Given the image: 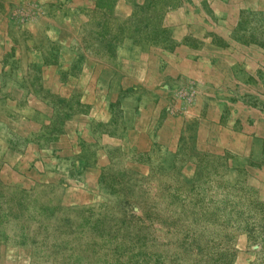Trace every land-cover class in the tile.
Segmentation results:
<instances>
[{
  "label": "rangeland",
  "instance_id": "rangeland-1",
  "mask_svg": "<svg viewBox=\"0 0 264 264\" xmlns=\"http://www.w3.org/2000/svg\"><path fill=\"white\" fill-rule=\"evenodd\" d=\"M182 1L0 0V264H264V63L243 62L264 56V0L204 15L200 36L164 23ZM177 33L207 64L233 45L226 97L252 130L212 140L192 89L178 107L143 84Z\"/></svg>",
  "mask_w": 264,
  "mask_h": 264
},
{
  "label": "crops",
  "instance_id": "crops-1",
  "mask_svg": "<svg viewBox=\"0 0 264 264\" xmlns=\"http://www.w3.org/2000/svg\"><path fill=\"white\" fill-rule=\"evenodd\" d=\"M204 1H207V4L211 9H207L204 7V4H206L203 3ZM233 1L234 0H183L180 3L179 7L173 8L169 10V12H166L164 23L170 25L173 24L177 29L180 30L183 20H190L191 24L189 28L186 29V31H190V33H192L193 35L200 36L202 32H200L199 29L203 30V20H205L204 15L210 13L213 14L218 11L219 14H227L223 12H227L226 7L228 3ZM36 8H40V6L33 7V9ZM0 15L4 16L3 13H0ZM199 20H202V22ZM199 26H201V28H199ZM4 31L5 27L0 26V42L3 43L6 42L4 40ZM177 34L179 35H177L176 38H178L180 41L175 45L173 49H152V53L150 52V54L148 55V62L146 65V68L149 71L148 81H146L143 69L140 70L141 72L137 75V79H142V81H144L145 78L143 84H145L150 91L155 92L159 89L160 92L164 90L172 92V96L175 97V100L172 99V101H176L175 105H178V107H181V105L185 106V104L183 103L186 100H178L180 98L176 94L177 90L187 89L188 91L192 89V96H194L196 103L190 107V111H193L195 109L194 113L198 117L196 132L198 134L210 132V135L213 136L210 137V139L215 140V135L218 134V129H220L222 132L220 134V139L221 142L224 143L226 142V138L228 136H231L229 135L230 132L228 131L230 120L239 118L240 122H242L243 124L244 122H246V118H243L242 110L231 108L226 97V94H229L230 91H232V88L229 85V81H227V79H233L232 64L236 62L238 56H235L234 59L231 58L232 55H234L233 53H231L233 51V49L231 48L233 47L232 45L226 51L228 53L226 59L218 57L213 63L209 61L210 63L208 62L207 64L206 60L208 59L205 58V56H202L200 54L198 55L196 49L197 44H195L196 42L188 39L184 33L182 35L181 33ZM1 52L2 49L0 47V54ZM248 53L250 54L246 56L243 62L251 65V67L249 68L250 70L254 68L253 64L264 63V56L256 55L252 51ZM144 56H146V54H143V56L141 57ZM156 69L157 71H155ZM165 83L167 84V86H165ZM220 87L228 89L229 92H224L221 96H215V92L220 90ZM209 89L212 90V97L211 94L209 96H205L206 94H209ZM204 102H207V105L203 106V114H206L208 118L206 116L204 118V115H202V104H204ZM229 107L231 108L230 112H228ZM257 117L259 116L257 115ZM244 128L245 130L251 129L247 123L244 124ZM262 134L263 132L261 133V135ZM235 139L236 140L233 139V142L231 141L235 149H244L245 152L249 150L252 140H242L240 136L235 137Z\"/></svg>",
  "mask_w": 264,
  "mask_h": 264
}]
</instances>
